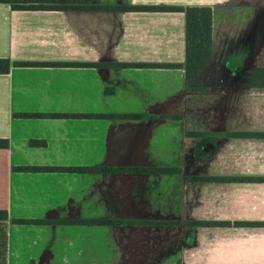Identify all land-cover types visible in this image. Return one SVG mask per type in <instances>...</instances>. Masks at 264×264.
<instances>
[{
  "label": "crops",
  "instance_id": "0c3cea01",
  "mask_svg": "<svg viewBox=\"0 0 264 264\" xmlns=\"http://www.w3.org/2000/svg\"><path fill=\"white\" fill-rule=\"evenodd\" d=\"M100 1L118 5H210L212 55L204 73L208 90L187 91L184 66L11 65L7 72L0 73V137L8 140V146L0 148V197L7 202L0 208L7 209L9 204L13 175L26 174L19 169L20 173L14 171V166L180 167V173L34 170L69 179L58 204L45 208L42 215L28 217L103 219L123 214L127 219L179 221V264H264V226L184 223L264 220V182L185 178L264 175V138L216 134L264 131V87L250 85L247 73L248 38L254 39L253 49L264 52V0ZM249 4L255 9L252 14L237 8ZM231 21L234 25L230 27ZM236 22L243 23L240 31H247L241 36L244 41L237 44L229 42L231 33L236 35ZM185 26L183 11L15 10L0 2V57L37 62L183 63ZM15 112L147 116L21 117ZM187 131L205 134L188 135ZM31 138L43 139L45 143L30 145ZM164 178L167 191H158L153 184ZM135 225L159 227L127 226ZM35 227L45 232V239L34 253L28 254L32 264L57 260L60 249L54 247V241L59 246H73V250L80 248V253L61 248L58 264L135 261L124 254L116 256L119 254L115 255L113 244L108 245V230H123L124 224L48 222ZM87 229L94 231L95 236ZM116 245L123 250L124 243L117 241ZM173 252L170 249L166 254L170 257Z\"/></svg>",
  "mask_w": 264,
  "mask_h": 264
},
{
  "label": "trees",
  "instance_id": "16d2710c",
  "mask_svg": "<svg viewBox=\"0 0 264 264\" xmlns=\"http://www.w3.org/2000/svg\"><path fill=\"white\" fill-rule=\"evenodd\" d=\"M10 5L15 10H62V9H92V10H132V11H183L186 17L185 26V60L184 62H110V63H84V62H37V61H11L7 57H0V73L7 72L11 65H38V64H73V65H110L124 67H180L185 70V89L192 92H203L208 90L204 83V73L210 63L212 55V29L213 9L210 5H118L103 3L100 0H0ZM256 70L264 71V67ZM254 71V72H255ZM250 71L248 80L250 85L264 87V75L254 77ZM15 116L40 117V116H77V117H106V118H128L140 119L147 115L143 113H43V112H15ZM149 116V115H148ZM153 116V115H151ZM159 117V115L157 116ZM188 135H204L203 132L187 131ZM218 135L230 137H259L264 138V131H227L217 132ZM30 145L44 144L43 139L31 138ZM8 140L0 137V148H6ZM19 170H44V171H72L92 173H180V167L173 166H113V165H22L14 166ZM187 180L214 181V182H264V175H186ZM164 223H179V221H163ZM13 222L20 223H132L143 221L99 219V218H70V219H47L34 217H17ZM160 222V221H154ZM8 211L0 208V264H8ZM186 225L194 226H264V220H185Z\"/></svg>",
  "mask_w": 264,
  "mask_h": 264
},
{
  "label": "rangeland",
  "instance_id": "374dc122",
  "mask_svg": "<svg viewBox=\"0 0 264 264\" xmlns=\"http://www.w3.org/2000/svg\"><path fill=\"white\" fill-rule=\"evenodd\" d=\"M243 13L252 14L255 9L250 6L247 7H237ZM246 14V17L248 15ZM252 16V15H251ZM250 16V17H251ZM248 18V22L250 20ZM234 19L239 20L241 16H234ZM230 27L234 23L228 22ZM242 22H236V35L233 37L232 33L229 38V42L231 43H239L243 42L244 39L241 37L243 32L240 31L242 27ZM248 28V27H247ZM254 39L252 37L248 38V69L247 73L250 71L254 73V77H262L264 75V71L256 70L258 67H264V52H261L259 49H253ZM255 71V72H254ZM252 73V74H253ZM252 76L248 77V80H252ZM206 83V82H205ZM164 156V155H163ZM162 161H167V158L161 157ZM14 171L18 170L13 168ZM24 176L13 175L12 177V193L11 198L9 199V204L6 207L9 216L7 223V233H8V244H9V233L10 235V254L8 256V264H32L30 260H28V254L34 253L33 250L38 249L45 239V232L38 231V228L35 226L38 223H20L13 222V218L17 217H27L28 216H38L42 215V212L48 206L53 204H58V202L63 197V191L67 188L68 182L66 180L69 179V176L59 175V174H45V172L40 173L34 170H22ZM20 173V171H16ZM63 172V171H62ZM30 173V174H28ZM72 173V172H70ZM116 173H124V172H116ZM63 174V173H62ZM145 177V176H144ZM60 178L58 182L57 179ZM140 182V181H139ZM137 185L140 184L136 182ZM167 179H163L159 182L153 184L155 189L158 191H167ZM73 182H71V185ZM144 184V183H143ZM134 186V184H133ZM139 186V185H138ZM139 188V187H137ZM133 190V187L130 190ZM135 189V187H134ZM129 190V187L127 191ZM7 202L4 198L0 197V207L5 205ZM91 209V207H88ZM88 209V211H90ZM92 210V209H91ZM94 212V211H93ZM121 218L124 219H116V220H131L132 218H125L123 214H120ZM117 216V217H120ZM103 218V219H114V218ZM38 218V217H34ZM64 219V218H63ZM143 221L137 224L139 225H153L159 227H148L144 228L141 226L135 225V227L127 226L128 223H123L125 228L123 230L119 229H109L108 234V245L112 243L113 248L115 247V255L121 256V254L125 255V258H135L133 260H124V262H97L94 264H179V253L176 249V246L180 242L181 229L176 226L177 223H167L165 224L161 220L163 219H154V220H143V219H134L132 221ZM160 221V222H154ZM163 221H173V220H163ZM168 225L166 227H162L160 225ZM92 232V236H95L94 231L88 230ZM76 237L73 238L75 240ZM77 241V240H76ZM75 241V242H76ZM124 243L123 250H118L116 248V242ZM135 242L134 247L132 243ZM88 242V246H89ZM54 247L59 250V255L56 261H60L62 249L65 248L67 251H72L73 253H80V248L77 250H73V246H69L68 244H63L61 246L58 245V241H54ZM98 253H101V246H97ZM136 249L134 252L133 249ZM105 249V248H104ZM173 250V254L169 257L168 251ZM167 255V256H166ZM165 257V261L163 260ZM169 257V258H167ZM118 258V257H117ZM172 260V261H171ZM52 261L50 264H58L59 262Z\"/></svg>",
  "mask_w": 264,
  "mask_h": 264
},
{
  "label": "flooded vegetation",
  "instance_id": "af4514ba",
  "mask_svg": "<svg viewBox=\"0 0 264 264\" xmlns=\"http://www.w3.org/2000/svg\"><path fill=\"white\" fill-rule=\"evenodd\" d=\"M131 220H134V219H131ZM137 223H139V222H132V223L128 222V224H137ZM109 224H112V223H109ZM113 224H123V223H113ZM165 224H167V223H165Z\"/></svg>",
  "mask_w": 264,
  "mask_h": 264
}]
</instances>
